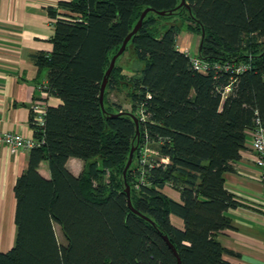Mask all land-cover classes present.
<instances>
[{
  "label": "trees",
  "instance_id": "obj_1",
  "mask_svg": "<svg viewBox=\"0 0 264 264\" xmlns=\"http://www.w3.org/2000/svg\"><path fill=\"white\" fill-rule=\"evenodd\" d=\"M185 1L190 10L176 8L180 0H69L47 8L52 49L35 61L60 103L47 106L43 127L32 125L43 143L29 150L15 180V240L0 251V264H177L163 234L181 264H233L216 237L231 226L227 209L240 205L223 173L233 170L256 119L264 123V0ZM148 7L154 10L107 78L103 110L110 59ZM183 28L200 35L205 72L178 49ZM129 49L141 63L132 74L118 64ZM240 64L247 67L237 72ZM118 86H128V107L107 98ZM143 143L157 155L142 173ZM71 157L83 161L78 175L67 167ZM42 161L48 178L39 172ZM126 184L147 219L130 210ZM166 184L180 201L162 192Z\"/></svg>",
  "mask_w": 264,
  "mask_h": 264
},
{
  "label": "crops",
  "instance_id": "obj_2",
  "mask_svg": "<svg viewBox=\"0 0 264 264\" xmlns=\"http://www.w3.org/2000/svg\"><path fill=\"white\" fill-rule=\"evenodd\" d=\"M60 1L69 0H0V131L21 133L33 137L30 125L31 105L44 99L47 105H57L60 100L38 88L47 82V69L35 61L37 54H47L52 49L54 19L47 8L56 7ZM192 34L181 31L177 46L184 52L192 47ZM197 50L193 56L197 55ZM251 132L247 131L245 147L240 158L233 163V170L223 173L225 185L237 196L240 205L229 208L226 215L230 227L217 233L221 245L229 252L224 259L233 264H264V199L259 170L251 150ZM154 150V149H153ZM154 155H157L154 150ZM29 150L11 153L0 143V251L14 245L15 198L13 186L16 178L26 169ZM68 169L78 175L83 161L71 157ZM39 172L49 177L47 163L39 164ZM162 192L180 201L177 189L165 185ZM177 228L183 227L182 219L170 215Z\"/></svg>",
  "mask_w": 264,
  "mask_h": 264
},
{
  "label": "built area",
  "instance_id": "obj_3",
  "mask_svg": "<svg viewBox=\"0 0 264 264\" xmlns=\"http://www.w3.org/2000/svg\"><path fill=\"white\" fill-rule=\"evenodd\" d=\"M185 53L189 54L186 50ZM191 64L193 68L200 72H205L207 70L206 63H203L197 55L190 56ZM247 66L245 64H240L236 67L237 72L245 69ZM38 88L42 91H46V83H41ZM47 102L44 99L36 100L31 105L30 114V125L36 127H43L45 123V115L47 110ZM141 119L144 116L141 115ZM256 126L250 130L251 132V150L255 154L254 163L259 170V177L263 187V199H264V123L259 119H256ZM33 129V128H32ZM0 143L9 148L11 153H16L20 150H30L34 146H39L43 143V140L36 139L34 137H26L21 133L0 131ZM148 143H143L139 153L137 165L141 168L143 173L145 164L150 163L151 156L149 155ZM161 161H166L162 158ZM150 165V164H149ZM264 201V200H263Z\"/></svg>",
  "mask_w": 264,
  "mask_h": 264
},
{
  "label": "water",
  "instance_id": "obj_4",
  "mask_svg": "<svg viewBox=\"0 0 264 264\" xmlns=\"http://www.w3.org/2000/svg\"><path fill=\"white\" fill-rule=\"evenodd\" d=\"M181 6H185L188 10H190V6L188 5V3L185 1V0H180L179 4L177 5L176 8L178 7H181ZM154 9L153 8H145L142 13L140 14L138 20L136 21L135 25L133 26L132 30L126 35V37L123 39L119 49L117 50V52L115 54L112 55L111 59H110V62H109V65L104 73V76H103V80H102V83H101V86H100V94H99V102H100V106L101 108L104 110V107H103V94H104V90H105V87H106V84H107V78L109 76V74L111 73L114 65H115V61L117 59L118 56H120L124 50H125V47H126V44L128 43V41L131 39V37L139 30V28L141 27V24H142V20L143 18L145 17L146 13L148 11H153ZM158 14H164L165 12L164 11H157ZM200 44H201V41H200ZM123 112H118V113H115V114H111V116L113 115H119ZM131 118L133 119L134 123H135V127H136V137L138 138L139 136V131H138V119L136 118V116L134 114H131ZM136 150V145H132V147L130 148V151H129V155H128V159H127V162L124 166V169H123V175L126 174L127 172V169L128 167L130 166L131 162H132V158H133V153L134 151ZM125 192H126V196H127V202H128V206L130 208V210L134 213H137L141 216H143L144 218L147 219L146 216L140 214L131 204V201H130V188L129 186L126 184L125 186ZM164 241L167 243V245L169 246V248L171 249L172 253L174 254L175 258H176V261H177V264H181L180 263V258H179V255L176 251V248L173 246V244L170 242V240L168 239L167 235L163 234L162 235Z\"/></svg>",
  "mask_w": 264,
  "mask_h": 264
},
{
  "label": "rangeland",
  "instance_id": "obj_5",
  "mask_svg": "<svg viewBox=\"0 0 264 264\" xmlns=\"http://www.w3.org/2000/svg\"><path fill=\"white\" fill-rule=\"evenodd\" d=\"M184 33H186V31L188 33L192 34V47L190 50V55L193 56V53L197 50V48L199 47L200 44V35L197 34V32H192L190 30H188L187 28H183L182 30ZM189 52V48L185 47L184 52L185 51ZM118 64L122 66L124 71H129V74L134 73L135 71H137L139 69V67L141 66L140 62H137L134 58V56L132 55L130 49L128 51H126L124 53V55H122L120 57V59L118 60ZM107 98L109 100V102L111 103H117V104H123L124 106L129 105L128 102L130 101V97L128 94V86H118L117 89L108 91L107 93ZM128 107V106H127ZM149 148V155L154 158V150L152 148V146H148ZM165 162V161H164ZM167 185V184H166ZM170 186V185H168ZM55 231L57 234V237L59 239V241H62V235H61V231L59 230V228L57 226H55Z\"/></svg>",
  "mask_w": 264,
  "mask_h": 264
}]
</instances>
